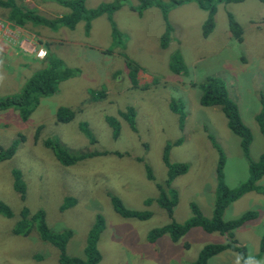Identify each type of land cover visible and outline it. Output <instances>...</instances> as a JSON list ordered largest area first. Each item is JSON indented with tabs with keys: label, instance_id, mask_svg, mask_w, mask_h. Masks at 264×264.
Instances as JSON below:
<instances>
[{
	"label": "rangeland",
	"instance_id": "374dc122",
	"mask_svg": "<svg viewBox=\"0 0 264 264\" xmlns=\"http://www.w3.org/2000/svg\"><path fill=\"white\" fill-rule=\"evenodd\" d=\"M109 1L87 0L85 7ZM18 2L33 10L34 19L54 18L66 11L56 0ZM137 3L121 0V6L112 14L114 23H108L105 15L98 16L91 22L88 35L82 21L74 28H52L32 19L26 20L23 27L6 24L7 19L0 22V98L19 94L35 73L38 64L32 59L46 56L39 43L41 38L49 55L73 72L58 82L54 93L40 97L25 120L15 109L0 110V151L16 142L12 156L0 161V201L12 211L10 218L0 214V264H59L58 250L36 232L30 231L24 237L12 234L23 205L31 212L42 209L45 223L53 230L71 231L65 245L69 256L82 255L87 233L96 214H100L104 228L96 241L101 254L97 264H188L204 245L229 240L225 234L200 227H191L176 241L164 233L150 242L146 234L169 222L154 201L158 194L155 182H161L167 172L161 159L167 142L178 140L169 149L168 160L186 165L185 173L176 175L170 183L177 190L171 216L175 222L191 215L190 202L203 216L211 214L217 153L210 136L225 158L226 185L234 187L247 175L239 138L228 129L221 108L198 102L200 91L195 83L205 75L220 78L228 96L236 102L241 120L251 133L249 159L255 160L264 152V135L255 119L261 108L260 96L264 97V3L211 0L200 8L195 0H153L140 15L128 7ZM213 7V28L203 38L201 27ZM8 11L0 7V16L6 17ZM229 16L239 26L240 41L228 28ZM166 22L171 26L170 34L167 45L161 47ZM176 48L187 66L186 73L173 74L168 67L169 55ZM38 51H44V55L38 56ZM126 59L139 66L135 75L138 88L130 86ZM144 84L147 88L141 89ZM100 90L104 96L93 97ZM171 99L181 101V125L179 114L170 108ZM128 106L135 110L134 129L118 114ZM58 107L71 109L73 118L56 122ZM107 116L120 123L115 138L105 121ZM80 121L86 122L87 137L78 127ZM90 135L93 143L87 140ZM45 139L60 142L73 153L107 152L64 166L44 146ZM121 152L124 156H119ZM144 163L151 168L154 181L146 178ZM13 168L21 172V200L13 188ZM257 183L264 187V174ZM109 193L118 196L126 208L148 210L150 216L144 220L120 216L110 204ZM68 196L74 197V203L61 209ZM147 199L149 204H145ZM247 210L256 211L257 216L235 228L233 239L250 258L259 252L264 234V193L252 190L241 194L227 205L222 216L229 220ZM241 263L239 254L231 249L207 261ZM248 264H264V252Z\"/></svg>",
	"mask_w": 264,
	"mask_h": 264
},
{
	"label": "trees",
	"instance_id": "16d2710c",
	"mask_svg": "<svg viewBox=\"0 0 264 264\" xmlns=\"http://www.w3.org/2000/svg\"><path fill=\"white\" fill-rule=\"evenodd\" d=\"M60 5L66 8V11L60 14L59 17L54 18H35L33 16V11L23 10L16 2L13 0H0V7L4 9H9L6 13V19L19 27H23L26 20L32 19L37 20L40 23L55 28L59 26H68L69 28H74L78 22H83V30L88 32L90 28L91 21L98 16L105 15L108 23L113 24L112 14L121 6V0H111L109 2H100L96 6L87 8L85 4L87 0H56ZM199 7H203V2H209L211 0H195ZM214 1H232L237 2L241 0H213ZM264 3V0H258ZM11 4V6H10ZM153 0H138L136 5L128 6L131 11L137 13L141 12L151 6ZM213 13L214 7L209 10V16L203 21L201 27V36L205 38L213 28ZM113 26V25H112ZM170 24L166 22L165 30L160 36V45L163 47L167 45L166 43L170 34ZM228 28L234 38L240 41L239 26L236 21L232 20L230 16L228 17ZM117 31L113 30V36H116ZM46 44L43 46L45 47ZM30 56V55H28ZM40 60V61H39ZM38 64V68L35 73L27 80L19 94H13L0 98V110L7 108L15 109L19 112L20 118L25 120L29 113L35 108L40 97L51 95L56 90V85L58 82L71 76L73 72L61 64V61L49 55L48 49H46V56L43 59L32 60ZM130 59H126L125 66L128 68L127 74L129 75L130 86L138 88L136 80V72L139 66L136 63H130ZM171 73L182 74L186 73L187 66L184 63L182 57L178 54V49L176 48L169 55V64ZM200 91L198 102L201 106L212 107L218 106L221 108L224 117L227 121L228 129L233 132L239 138V146L242 154L247 160V175L245 179L234 187H229L224 182L223 166H224V155L220 149L217 142L213 140L210 136L208 139L211 141L213 148H215L217 153V161L214 167L215 176V189L213 196V206L211 209V214L209 217H205L201 214L195 203L190 202L189 207L191 210V215L181 222H175L172 220V209L177 203V190L175 187L170 186L171 180L178 174L185 173L186 165L182 162L171 163L168 160L167 153L169 149L177 145L178 140L174 142H167L163 147L161 159L167 168L165 173V178L161 182H155L158 189V194L154 198L156 204L162 208L169 222L150 229L146 234V239L150 242L155 241L162 234L167 233L172 241H176L179 237L184 235L191 227H200L206 232H217L219 234H225L229 240L224 243H212L206 244L199 249L196 254L195 259L188 264H207L210 257L221 252L224 249L235 250L241 259V264H248L251 260H256L260 257L261 253L264 252V234L260 238L259 252L250 258L244 256V247L237 245L233 239V230L240 226L243 222L253 219L257 216L256 211L247 210L229 220L223 219V211L227 205L238 198L241 194L248 191H257L264 193V187L258 184L257 181L264 174V152L260 153L257 159L250 160L247 154L248 146L251 140V133L249 128L242 122L238 107L235 101H233L227 93L225 83L220 79L212 75H205L201 80L195 83ZM147 88L144 84L141 89ZM104 96L102 90L93 93V97ZM260 111L256 115L255 119L258 124L259 131L264 135V97L260 96ZM180 100H170V108L179 114V124L181 125L184 115L181 112ZM118 114L127 122L130 129H134V115L135 110L128 106L125 107L123 111H118ZM74 112L67 107H58L55 113L56 122H67L73 118ZM105 121L109 127H111L112 137H116L119 132L120 123L113 117H105ZM183 124V123H182ZM36 126L34 136H36L38 127ZM85 121H80L78 127L81 129L83 134L87 137L89 130L86 127ZM87 140L89 143L94 142V138L90 135ZM13 142L11 146L6 149H1L0 151V161L8 159L12 156L14 151ZM44 146L51 150L55 160L64 166H69L86 157H91L96 154L104 155V151H96L83 153L80 150H76L74 153L69 152L68 148L65 147L60 142L54 140L45 139ZM64 146V147H62ZM78 152V153H77ZM111 154L117 152H109ZM129 156V153L126 152ZM119 156H124V152L118 153ZM115 154V155H118ZM142 158V157H140ZM143 159V158H142ZM144 169L146 172V178L150 181H154V176L151 168L144 163ZM13 175V188L18 193L20 200L23 199L24 189L23 183L20 179V171L13 168L11 171ZM110 199V204L113 210L122 217H133L139 220L147 219L150 216L148 210H132L126 208L120 201L119 197L116 195L108 194ZM75 199L73 196L64 197L63 203L60 208L64 209L71 206ZM150 200H145V204H149ZM0 214L3 217H12V211L7 207L2 201H0ZM104 228V220L100 214H96L95 220L87 233L85 246L83 248V253L81 256H69L65 253V245L67 240L71 236V231L69 229H63L61 231L53 230L50 226L45 223L44 213L42 209H37L35 211H29V209L23 205L20 209L18 218L15 221L12 234L18 236H26L30 231L36 232L37 236L44 242L53 245L58 250L57 261L59 264H97L100 259V252L96 247V241L102 229ZM56 231V232H54Z\"/></svg>",
	"mask_w": 264,
	"mask_h": 264
},
{
	"label": "crops",
	"instance_id": "0c3cea01",
	"mask_svg": "<svg viewBox=\"0 0 264 264\" xmlns=\"http://www.w3.org/2000/svg\"><path fill=\"white\" fill-rule=\"evenodd\" d=\"M23 2H27V3H29V4H32V0H23ZM57 2V1H56ZM58 3V2H57ZM17 4L23 9V10H28L29 8H25V7H27V6H25V4L24 3H22V2H18V0H17ZM59 4V3H58ZM30 10H32V9H30ZM33 11V10H32ZM7 17V16H6ZM6 17L4 16V18H2L1 16H0V22L2 21V20H4V19H6ZM57 17H59V16H57ZM94 20V19H93ZM93 20L91 21V22H93ZM6 21H8V20H6ZM6 24H12V23H10L9 21L8 22H5ZM80 22H78L75 26H77L78 24H79ZM2 23H0V25H1ZM74 26V27H75ZM19 27V26H18ZM60 27V26H59ZM89 32H90V29H89V31H88V33H87V35L89 34ZM37 37H39V36H37ZM41 40L42 41H39V43H40V46H41V48L43 47L44 48V50H46V48L43 46L44 45V43L45 42H43V38H41ZM26 47H24V49H25ZM25 50H27V49H25ZM28 51V50H27ZM34 58H35V56H34ZM36 60H38V59H42V58H35ZM32 60H34V59H32ZM40 61V60H39Z\"/></svg>",
	"mask_w": 264,
	"mask_h": 264
},
{
	"label": "built area",
	"instance_id": "2783aa9c",
	"mask_svg": "<svg viewBox=\"0 0 264 264\" xmlns=\"http://www.w3.org/2000/svg\"><path fill=\"white\" fill-rule=\"evenodd\" d=\"M37 55L42 57V55H44V51H38Z\"/></svg>",
	"mask_w": 264,
	"mask_h": 264
}]
</instances>
